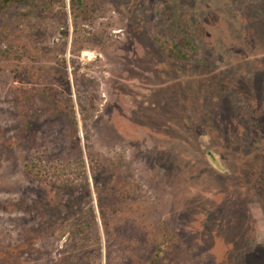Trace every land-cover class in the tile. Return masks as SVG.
<instances>
[{"label":"rangeland","instance_id":"obj_1","mask_svg":"<svg viewBox=\"0 0 264 264\" xmlns=\"http://www.w3.org/2000/svg\"><path fill=\"white\" fill-rule=\"evenodd\" d=\"M87 3L97 7L94 20L81 25L73 46L68 21L56 59L25 53L63 43L60 23L37 18L35 10L12 35L21 59L0 56V264H63L64 257L76 264L82 256L94 264H143L155 242L160 264H264V0ZM154 34L172 35L189 56L162 54ZM4 43L0 38V51ZM58 59L69 79L90 188L87 151L97 159L99 182L114 172L115 186L126 179L133 187L111 217L118 222L111 232L119 231L109 237V260L94 192L100 257L87 238L64 227L44 237L37 230L28 242L43 217L24 210V202L48 198L24 175V158L36 153L29 145L56 161L75 142L64 118L50 112L49 87L66 97L53 74ZM26 83L32 95L24 100ZM82 205L85 212L89 204ZM70 241L77 245L68 247Z\"/></svg>","mask_w":264,"mask_h":264},{"label":"trees","instance_id":"obj_2","mask_svg":"<svg viewBox=\"0 0 264 264\" xmlns=\"http://www.w3.org/2000/svg\"><path fill=\"white\" fill-rule=\"evenodd\" d=\"M21 5L26 7L24 13L13 9L14 7L16 8ZM66 5H68V12ZM31 10H35L32 13L37 14V18L42 16L41 14H44L45 16L43 15V17H53L56 19V24L60 23L58 27H60L63 37L62 47L59 50L56 47H54V49L42 47L44 52H39L36 49L33 51L25 50V53H27V56L31 59H39V55L41 54H46L48 57L52 56L54 59H56V56L54 55L55 51L57 50L63 52L67 41L68 21H70L72 26L73 46L80 38V33L82 30L81 25L94 20V17L97 13V7L88 4L87 0H68V2H66V0H0V17L2 15H6L5 18L0 19V25L5 29V31H7V33L2 35L0 34V38L2 40H6V43H4L5 46L0 51V56L11 58L12 62L14 59H21L20 53L11 47L13 45L12 35L15 34L14 29L20 26L21 21L23 23V16L28 17ZM21 27L22 26H20V28ZM20 30L22 31L23 29ZM152 39L154 44L157 46V49L166 56H173L175 58H187L189 56V54L187 55L182 50L179 42L174 39L172 35L154 34ZM183 43L185 45L190 44V42L186 39L183 41ZM52 69L53 74L55 73V75L58 77L57 80L62 82L66 97L64 100V98H62V94H58L56 90H54L52 87H49V94L55 100L50 112L51 115L58 117L60 120L64 118L65 123L67 124L66 132L69 134L70 140H75L74 144H72V152L69 154L73 155L74 158H69V155L63 152L64 154L61 159L55 161L53 159H49V157L44 154L39 146L35 147L33 144L29 145L31 149H36V153H30L24 158V162L22 164L24 175L29 180L37 182V184L41 186L43 194L48 198H42L40 200L33 199L30 202H24V210L30 211L35 215H41L43 217V220H41V223L43 222V227L37 229V226L35 225V228L31 230L32 237H28V242L33 243V241H35L33 237L37 235V230L39 231V236L44 237L47 234L53 235L57 229L64 227L67 232H69L71 235H75V237L79 236L84 239L87 238V240L94 246L97 256L100 257L101 231L97 226V216L93 206L91 205V195L92 192H94L97 213L101 222V230L103 231V234L108 237L106 257L109 260V255L111 253L110 248L111 245H114L113 242L109 241V237H111V235H116L117 231H119V229H117L111 232V227L118 224L117 221L113 222L111 217L122 208L124 199L131 196L133 187L132 184L126 179L117 181L119 187L118 184L115 186V178L113 177L115 175L114 172L109 175L106 183L99 182L101 172L98 164L96 163L97 159L94 160L92 153L87 151L88 168L91 174L93 190L90 188L87 179V163H85L83 149L78 141V122L76 113L74 111L73 101L70 97V85L64 61L58 59L57 66ZM10 70L12 72H20L15 67L11 68ZM26 74L27 72L24 71V79ZM36 75L38 74H35V76ZM35 80L36 79L33 81V79H31L30 81L35 83L37 82ZM28 88L29 85L26 83L27 90L24 91V100L26 99L25 96L31 97L32 95ZM79 112L83 117L84 108L80 107ZM82 123L83 125L85 124V116L83 117ZM26 127L28 128V125ZM60 165L62 168H59ZM61 183H63L62 186H60ZM80 184L82 185L81 187ZM84 203L89 204V207L87 210H85V212L83 211L82 205ZM68 219L70 220L69 225L71 226L65 225ZM72 229L75 230V232H72ZM63 233L61 232V235ZM136 235L134 236L135 238H137ZM87 240L83 243L82 249H87ZM67 244V246H70V248H73L74 245H77V243H71V241ZM160 251L161 244L159 242H155V247L148 256V262L143 264H160ZM63 259L64 260L61 261L63 264H65L66 257ZM91 261L92 260L86 256H82L79 260V263L76 264L95 263H92ZM119 264L136 263L132 261L128 262L126 260L125 262Z\"/></svg>","mask_w":264,"mask_h":264},{"label":"water","instance_id":"obj_3","mask_svg":"<svg viewBox=\"0 0 264 264\" xmlns=\"http://www.w3.org/2000/svg\"><path fill=\"white\" fill-rule=\"evenodd\" d=\"M85 54H88V52H85Z\"/></svg>","mask_w":264,"mask_h":264}]
</instances>
